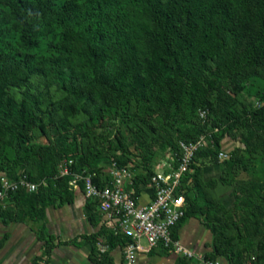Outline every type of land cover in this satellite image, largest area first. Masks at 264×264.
<instances>
[{"label": "trees", "instance_id": "1", "mask_svg": "<svg viewBox=\"0 0 264 264\" xmlns=\"http://www.w3.org/2000/svg\"><path fill=\"white\" fill-rule=\"evenodd\" d=\"M260 72L264 74V0H0V171L10 177L24 171L34 181L46 180L35 191L10 193L7 205H0V215L30 222L46 255L63 243L46 228V209L73 195L69 175L54 177L57 161L71 158V170L94 172L99 183L109 180L98 162L90 163L87 156L72 157L79 125H73L71 135L67 133V118L80 109L88 114L87 106L96 103V97L102 106L132 100L146 118L188 117L206 108L205 119L186 130L182 139L211 132L212 146L195 151L193 171L183 176L186 206L172 228L173 235L177 236L178 227L188 218L204 216L213 233L212 250L205 257L264 264V185L256 180L243 183L247 213L241 245L227 233L220 207L229 209L223 203L200 201L194 193L200 182L197 162L207 159L218 164L217 153L226 137L235 138L239 132L248 154L254 149L264 151L255 136L264 130V104L250 107L222 90L229 75ZM31 75L44 77L46 84L64 92L49 109H41V95L29 90ZM19 84L25 88L22 97L15 99L5 87ZM232 88L236 93L240 90L236 84ZM53 109L62 113L57 121ZM39 113L63 131L53 138L44 158L32 163L31 170L21 142L32 126L44 130L36 121ZM112 159L126 165L128 157L121 152L109 162ZM141 166L135 170L132 165L134 197L144 190L152 173V164ZM87 202L95 210L93 201ZM231 223L236 225L234 220ZM96 234L104 236L108 249L123 246L127 240L123 233L103 225ZM5 239H0V246ZM98 251L92 239L88 258L95 261ZM32 263L45 264V259L35 256Z\"/></svg>", "mask_w": 264, "mask_h": 264}, {"label": "rangeland", "instance_id": "2", "mask_svg": "<svg viewBox=\"0 0 264 264\" xmlns=\"http://www.w3.org/2000/svg\"><path fill=\"white\" fill-rule=\"evenodd\" d=\"M235 84L240 86L237 93L232 88ZM24 88V84H19L6 86L5 90L15 99H20ZM28 88L41 95L43 99L40 105L41 109H49L50 103L57 102L64 94L55 85L46 84L44 77L37 75L30 76ZM222 90L250 107L260 108L264 104V74L261 72L245 74L244 77L243 75H238V77L229 75L223 81ZM95 101L96 103H90L87 106L88 114L80 109L73 116L67 118L70 123L67 133L71 135L74 132L73 125H79L75 131L74 141L77 148L72 155L73 158L79 159L81 156H87L90 163L98 162L102 166L108 164L113 154L121 152L128 157L126 164L133 165L135 170H140L141 165L145 162L156 164L164 156L174 161L179 155V141L185 138V131L191 130L201 120L196 110L188 117L146 118L137 110L132 100L115 106L112 104L102 106L98 97L95 98ZM100 105L102 108H99ZM61 116L60 110L53 109L54 121H57ZM36 121L42 125L44 130L40 131L39 127L32 126L26 131V139L21 142L31 170L34 169V163H38L44 158L56 134L63 131L58 125L51 124L44 113H39ZM255 136L264 145V130H258V134ZM241 139L242 134L237 132L235 138L226 137L223 140L221 149L227 152V157L219 160L217 169L207 172L205 177L201 170L205 164L209 163L208 160L197 162L200 167L198 176L200 182L197 191H194L200 201L207 199L215 205L223 203L229 209L226 211L225 208L220 207L223 218L228 224L227 233L234 237L235 244L238 245L245 243L246 237L244 220L247 210L243 183L247 180H256L264 185V151L254 149L252 153L248 154L244 150ZM119 145L123 146V151ZM233 149H236L234 154L232 153ZM229 157L232 158L231 164L228 162ZM60 162L57 161V171L54 177L58 176ZM192 171L191 168L190 172ZM186 183H191V179H188ZM191 194L193 195V191ZM200 218L205 224V217L200 216ZM231 220H234L236 225L231 223ZM206 227L210 230L207 225ZM263 227L261 225V229ZM211 236L213 242L212 231Z\"/></svg>", "mask_w": 264, "mask_h": 264}, {"label": "built area", "instance_id": "3", "mask_svg": "<svg viewBox=\"0 0 264 264\" xmlns=\"http://www.w3.org/2000/svg\"><path fill=\"white\" fill-rule=\"evenodd\" d=\"M198 116L205 119L206 108H199ZM212 146L211 132H204L189 141H179V155L173 160L164 156L151 166L152 173L138 195L133 196L131 184L134 170L131 164L118 165L111 160L105 167L109 180L99 183L94 180L95 173L71 170L73 160L64 158L58 165V175H69L68 184L79 188L86 199L93 201L95 210L112 221L111 228L123 233L127 240L123 247V264H135L137 255L155 246H162L183 259L182 264H236L223 262L221 258H208L185 246L172 228L183 216L186 200L182 192L183 176L190 172L195 151L201 147ZM227 157L225 150H219L217 158ZM45 179L34 181L24 171L10 177L0 171V205H4L9 194L17 190L35 191ZM244 264H251L247 261Z\"/></svg>", "mask_w": 264, "mask_h": 264}, {"label": "crops", "instance_id": "4", "mask_svg": "<svg viewBox=\"0 0 264 264\" xmlns=\"http://www.w3.org/2000/svg\"><path fill=\"white\" fill-rule=\"evenodd\" d=\"M217 167V163L205 164L201 170L203 177ZM72 190L70 200L61 204L56 201L46 209L48 232L54 234L56 240L63 241L54 245L47 255L43 253L42 241L30 228V222L8 220L0 215V239L6 236L0 246V264H33L32 259L35 256H42L45 264H123V247L117 245L108 249L104 236L96 234L101 225L111 227L112 221L101 212L91 209L82 189ZM6 205L5 203L2 206ZM88 235L93 237L87 239ZM177 237L185 246L203 255L212 250L211 231L200 217L188 218L178 227ZM92 239H95L99 249L95 254V261L88 258ZM222 261L226 262L224 259ZM182 263L180 256L158 245L140 252L135 264Z\"/></svg>", "mask_w": 264, "mask_h": 264}]
</instances>
